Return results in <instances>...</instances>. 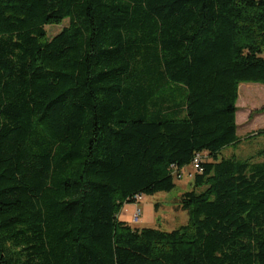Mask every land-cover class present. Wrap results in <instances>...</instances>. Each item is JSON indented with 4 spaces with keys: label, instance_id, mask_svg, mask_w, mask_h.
<instances>
[{
    "label": "trees",
    "instance_id": "16d2710c",
    "mask_svg": "<svg viewBox=\"0 0 264 264\" xmlns=\"http://www.w3.org/2000/svg\"><path fill=\"white\" fill-rule=\"evenodd\" d=\"M245 82L264 0H0V264H264V149L221 157ZM197 157L186 225L120 219Z\"/></svg>",
    "mask_w": 264,
    "mask_h": 264
},
{
    "label": "rangeland",
    "instance_id": "374dc122",
    "mask_svg": "<svg viewBox=\"0 0 264 264\" xmlns=\"http://www.w3.org/2000/svg\"><path fill=\"white\" fill-rule=\"evenodd\" d=\"M68 25L69 20L66 19L62 24L47 26L48 36L53 37ZM237 106L238 134L242 142L224 149L221 157L235 156L238 159H248L257 156V153L264 149V135L248 138L250 134L264 129V83H241ZM204 160H209V157L205 155ZM256 161H264V157L257 156ZM196 172L194 166L186 167L182 177H176V187L172 191L145 195L138 204H125L120 219L133 226L153 227L166 231L186 225L189 222V212L181 208L180 199L183 193L192 188ZM137 206L142 209L143 214L141 222L135 225L132 223V215Z\"/></svg>",
    "mask_w": 264,
    "mask_h": 264
},
{
    "label": "built area",
    "instance_id": "2783aa9c",
    "mask_svg": "<svg viewBox=\"0 0 264 264\" xmlns=\"http://www.w3.org/2000/svg\"><path fill=\"white\" fill-rule=\"evenodd\" d=\"M200 157H197V159L195 160V163L191 166H194L196 168V171L200 169ZM182 177V174H177L176 177ZM144 199V196L143 195H137L136 196V200H137V203H140L142 200ZM142 209L137 206V208L135 209L133 215H132V223L135 224V225H138L140 222H141V219H142Z\"/></svg>",
    "mask_w": 264,
    "mask_h": 264
}]
</instances>
